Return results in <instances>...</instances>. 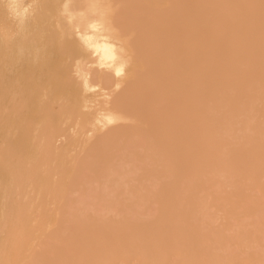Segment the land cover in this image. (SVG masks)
Listing matches in <instances>:
<instances>
[{"label": "bare ground", "instance_id": "6f19581e", "mask_svg": "<svg viewBox=\"0 0 264 264\" xmlns=\"http://www.w3.org/2000/svg\"><path fill=\"white\" fill-rule=\"evenodd\" d=\"M21 26L0 0V264H262L264 87L253 71H201L177 39L166 66L132 78L133 31L114 37L116 79L91 63L58 15L29 0ZM81 4L83 0H73ZM112 5L255 4L260 0H111ZM43 6V7H41ZM168 16L178 10L123 9ZM259 18V8L253 10ZM74 50V51H71ZM119 84V88L115 86ZM106 92L108 99H103ZM99 111L118 119L95 124Z\"/></svg>", "mask_w": 264, "mask_h": 264}, {"label": "snow or ice", "instance_id": "6c2138e0", "mask_svg": "<svg viewBox=\"0 0 264 264\" xmlns=\"http://www.w3.org/2000/svg\"><path fill=\"white\" fill-rule=\"evenodd\" d=\"M43 7V6H41ZM112 22L121 33L134 32L136 39L130 41L132 50V78L125 90L116 96L119 106L144 65L145 72L166 66L167 57L176 46H181L197 57L200 70L231 72L234 68L253 71L257 38L262 87H264V0L255 4H197V5H125L115 4ZM178 10L168 16L142 11L134 16H122L123 9L155 8ZM259 8V18L253 11ZM74 51V50H71ZM91 264H111L107 261ZM151 264V262H147ZM264 264V261H262Z\"/></svg>", "mask_w": 264, "mask_h": 264}, {"label": "clouds", "instance_id": "9594fccd", "mask_svg": "<svg viewBox=\"0 0 264 264\" xmlns=\"http://www.w3.org/2000/svg\"><path fill=\"white\" fill-rule=\"evenodd\" d=\"M8 4L10 17L21 26L33 14L29 0H8ZM113 13L111 0H83L78 5L73 0H63L59 6L58 15L92 61L85 63L77 60L73 68L86 94L102 91L98 84L91 82L90 69L108 71L116 79L126 73L128 65L122 55L124 48L121 41L114 37L110 23ZM115 87L119 88V84ZM102 98L108 99L106 92H103ZM117 119L112 112L99 111L95 124L103 128L115 123Z\"/></svg>", "mask_w": 264, "mask_h": 264}]
</instances>
